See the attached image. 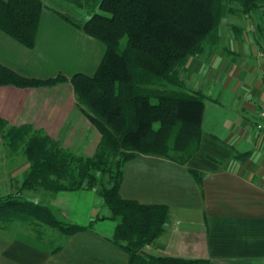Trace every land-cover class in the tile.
Listing matches in <instances>:
<instances>
[{
    "label": "crops",
    "instance_id": "0c3cea01",
    "mask_svg": "<svg viewBox=\"0 0 264 264\" xmlns=\"http://www.w3.org/2000/svg\"><path fill=\"white\" fill-rule=\"evenodd\" d=\"M259 51L264 52V8L251 13L249 21L242 15L223 19L218 42L205 45L180 71L184 89L205 98L197 153L183 164L138 156L124 165L120 188L124 199L169 209L163 233L146 247L150 254L210 264H264V133L255 129L256 107L264 103V58ZM103 54L101 43L48 10L41 15L33 49L0 31V64L23 77L92 76ZM67 89L73 93L71 85ZM19 91L0 87L3 120L17 121L12 112L23 102L31 105L30 111L40 105L18 98ZM32 113L26 122L40 118ZM18 115L24 119L23 113ZM84 121L93 127L85 117ZM190 170L199 174V181ZM16 175L10 173V178L14 188H20L25 174ZM34 195L21 194L48 206L59 220L82 227L99 217L95 209L103 207L89 190L56 194L40 190ZM114 229L115 223L107 219L97 221L91 231L71 236L44 225L0 223V264H129L127 254L111 241ZM57 239L58 245L53 241Z\"/></svg>",
    "mask_w": 264,
    "mask_h": 264
},
{
    "label": "trees",
    "instance_id": "16d2710c",
    "mask_svg": "<svg viewBox=\"0 0 264 264\" xmlns=\"http://www.w3.org/2000/svg\"><path fill=\"white\" fill-rule=\"evenodd\" d=\"M56 2L84 10L85 18H71L50 9L43 0H0V31L33 49L41 15L50 10L103 45L95 73L37 79L0 64V87L41 88L69 82L79 111L100 135V142L94 155L76 156L29 126L10 130L11 144L22 151L29 166L20 193L0 197V223L17 222L31 228L44 225L71 236L91 231L97 221L107 219L115 223L111 241L127 254L129 264H210L146 251L163 233L169 209L124 199L120 195L123 167L138 156L183 164L197 153L205 98L184 89L180 71L205 45L218 42L223 19L242 15L249 20L251 13L264 8V0ZM259 54L264 58V52ZM160 85L162 90L155 89ZM189 174L200 180L197 172L190 170ZM97 175L107 177L106 185ZM36 190L52 194L93 191L108 215L96 217L85 227L63 222L48 206L21 196Z\"/></svg>",
    "mask_w": 264,
    "mask_h": 264
},
{
    "label": "rangeland",
    "instance_id": "374dc122",
    "mask_svg": "<svg viewBox=\"0 0 264 264\" xmlns=\"http://www.w3.org/2000/svg\"><path fill=\"white\" fill-rule=\"evenodd\" d=\"M43 1L50 9L65 13L71 18H85V14L82 12L84 10L76 11L75 9L70 8L69 5L67 6L66 4L58 3L56 0ZM231 5L234 7L237 6L236 3H231ZM242 18L244 19L245 16H242ZM245 20L249 21L248 18ZM248 25L249 29L253 31L254 27L251 29V24L249 23ZM122 43L124 44V40ZM93 50L96 53L94 48ZM67 86H70V84L67 83ZM67 86L65 85L63 88L55 86L26 88L27 90L20 89L19 93L17 94L18 98L26 100L28 99L30 101L37 100L40 105L37 106L34 104V109L30 111L31 105H26V103L23 102V105L20 106L21 109L19 111L12 112V117L18 118L17 121L12 120L10 122L0 118V121H3L0 125V197L5 198L8 196H17L18 193H20V188H14L15 185H13L12 178H10V173H15L17 174L16 176L25 174L29 166L22 151L16 149V146L11 144V138L8 136V132L10 130L13 131L22 126H29L33 130L39 131L55 140L62 149L66 150V152H69L70 154L76 156L94 155L95 150L97 149V146L100 142V135L93 127L88 124V122L84 121V116H82V113L79 111V105L76 102L74 93L69 91ZM155 89L162 90V87L161 85L156 86ZM56 101H60L61 103L55 106ZM33 111L39 113L40 118L34 120L32 123L26 122V119L28 121V113L31 112L32 115ZM19 113L24 114V119H21V115H18ZM53 113L58 115V117L50 118L51 114ZM83 122H85V127L81 128ZM80 151L88 153L82 154ZM97 177L99 182H101L103 185H106L107 177H101L98 175ZM10 187L11 189L9 190ZM97 188H100L99 183ZM39 191L40 190L27 192L28 194L32 192L36 197L37 192ZM106 212L107 211L105 207L102 206L101 208L98 207L95 209V214L99 217L104 215ZM53 241H55V244L57 245L60 243L59 239Z\"/></svg>",
    "mask_w": 264,
    "mask_h": 264
},
{
    "label": "built area",
    "instance_id": "2783aa9c",
    "mask_svg": "<svg viewBox=\"0 0 264 264\" xmlns=\"http://www.w3.org/2000/svg\"><path fill=\"white\" fill-rule=\"evenodd\" d=\"M261 81L264 84V71L261 74ZM256 113L259 122L256 124L255 129L258 132L264 133V103L257 105Z\"/></svg>",
    "mask_w": 264,
    "mask_h": 264
}]
</instances>
